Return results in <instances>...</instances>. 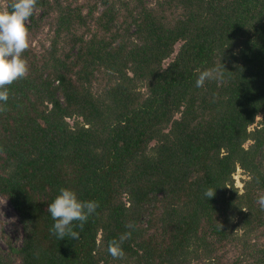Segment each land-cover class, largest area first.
Returning <instances> with one entry per match:
<instances>
[{
  "label": "trees",
  "instance_id": "obj_1",
  "mask_svg": "<svg viewBox=\"0 0 264 264\" xmlns=\"http://www.w3.org/2000/svg\"><path fill=\"white\" fill-rule=\"evenodd\" d=\"M72 1L37 0L29 35L50 13L52 35L0 102L23 235L0 264H264V0ZM61 186L98 201L78 238L50 231Z\"/></svg>",
  "mask_w": 264,
  "mask_h": 264
},
{
  "label": "clouds",
  "instance_id": "obj_2",
  "mask_svg": "<svg viewBox=\"0 0 264 264\" xmlns=\"http://www.w3.org/2000/svg\"><path fill=\"white\" fill-rule=\"evenodd\" d=\"M37 0H12L10 7L0 8V102L9 99V88L14 80L25 76L28 63L23 55L30 46L29 28L26 23L33 14ZM224 65L221 63L213 68L201 71L195 81L196 86H203L210 78H222ZM3 104L0 103V107ZM216 188V187H215ZM215 188H207L205 197H211ZM261 206H264V196L259 197ZM98 207L94 199H81L77 192L66 186H61L56 196L48 203L47 210L54 219L50 229L60 238L71 236L78 238L80 233L75 230L73 221L79 222L83 228L89 216ZM134 223L129 221L127 231L120 234L118 239H113L108 244V251L113 256H122L124 249L122 242L132 235Z\"/></svg>",
  "mask_w": 264,
  "mask_h": 264
},
{
  "label": "rangeland",
  "instance_id": "obj_3",
  "mask_svg": "<svg viewBox=\"0 0 264 264\" xmlns=\"http://www.w3.org/2000/svg\"><path fill=\"white\" fill-rule=\"evenodd\" d=\"M70 1V0H69ZM93 2L94 0H77L73 2V5L82 2ZM6 4L5 0H0V6L4 7ZM37 14H40V10H36ZM50 16H44L42 18V24L36 31L29 35L30 46L36 51H42L44 46L49 43L50 37L52 35L53 27L50 23H53L52 13ZM261 119V116L257 117V121ZM255 122L253 125H256ZM252 125V126H253ZM248 142L245 143L247 145ZM234 184L239 188L241 192L243 181L247 178L246 174L241 168H237L233 174ZM22 225L19 221L18 215L13 207L8 203L5 197L0 195V251L5 252L9 248V244L13 247L19 246L22 241Z\"/></svg>",
  "mask_w": 264,
  "mask_h": 264
}]
</instances>
